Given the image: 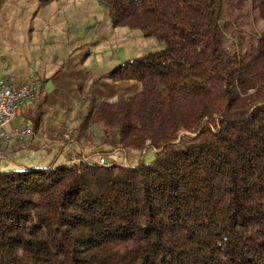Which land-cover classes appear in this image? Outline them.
Here are the masks:
<instances>
[{"label": "trees", "instance_id": "trees-1", "mask_svg": "<svg viewBox=\"0 0 264 264\" xmlns=\"http://www.w3.org/2000/svg\"><path fill=\"white\" fill-rule=\"evenodd\" d=\"M99 1L163 48L81 127L156 157L0 170V264H264V0Z\"/></svg>", "mask_w": 264, "mask_h": 264}, {"label": "crops", "instance_id": "crops-1", "mask_svg": "<svg viewBox=\"0 0 264 264\" xmlns=\"http://www.w3.org/2000/svg\"><path fill=\"white\" fill-rule=\"evenodd\" d=\"M153 45L154 37L141 29L114 26L99 0H6L0 9V77L21 85L33 75L41 89L4 126L9 136L0 138V170L44 168L84 155L96 160L94 153L109 148L82 130L87 96L99 81L127 86L98 100L140 92V80H113L109 73Z\"/></svg>", "mask_w": 264, "mask_h": 264}, {"label": "rangeland", "instance_id": "rangeland-1", "mask_svg": "<svg viewBox=\"0 0 264 264\" xmlns=\"http://www.w3.org/2000/svg\"><path fill=\"white\" fill-rule=\"evenodd\" d=\"M102 4V3H101ZM105 11L108 12V9L105 5L102 4ZM155 39V45L152 47H148L149 51H157L163 48V44L157 42ZM129 45L132 44V42L128 43ZM100 82H97L95 85V91H92L89 96H87V110L89 108L90 103L98 100V97H101L102 95H107L112 90L115 91L117 94L123 87H126L125 82L122 84H112L109 87H105L104 85H100ZM125 86H122V85ZM122 86V87H120ZM103 87L104 90L101 88ZM112 87V88H110ZM87 112V111H86ZM82 130H84V134H87L88 137H91L93 140H96L98 142H103L105 146H108V150L105 152H112L110 154H98L96 156V159L99 155H103L105 159L109 162H118V163H129V164H137L140 159H144L146 162H151L155 159L156 153L155 150L152 148H146L145 150H141L134 147H124L118 143L116 134H113L114 130H108L106 131L105 126H103L100 123H94L89 121L85 126L82 127ZM112 142V143H110ZM108 155H113L111 158H108ZM130 157V158H129ZM96 161V160H94Z\"/></svg>", "mask_w": 264, "mask_h": 264}, {"label": "built area", "instance_id": "built-area-1", "mask_svg": "<svg viewBox=\"0 0 264 264\" xmlns=\"http://www.w3.org/2000/svg\"><path fill=\"white\" fill-rule=\"evenodd\" d=\"M41 89L40 82L31 75V78L21 85H12L7 79L0 77V138L9 136L4 126L21 114L28 103L33 102ZM81 157L70 160V164L80 163ZM98 164H109L103 155L96 159Z\"/></svg>", "mask_w": 264, "mask_h": 264}]
</instances>
